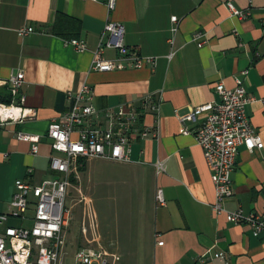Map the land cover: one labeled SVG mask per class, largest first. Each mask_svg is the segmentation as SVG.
Listing matches in <instances>:
<instances>
[{
  "label": "crops",
  "instance_id": "0c3cea01",
  "mask_svg": "<svg viewBox=\"0 0 264 264\" xmlns=\"http://www.w3.org/2000/svg\"><path fill=\"white\" fill-rule=\"evenodd\" d=\"M228 4L247 17H234ZM109 21L124 27L127 48L153 63L93 71L94 52L109 39L104 32ZM23 28L33 32L20 37ZM196 34L202 38L195 41ZM70 40L85 42L87 50L75 52L65 44ZM105 57L113 60L117 54L107 50ZM19 72L25 74L19 97H25L24 109L34 110L35 117L0 127V214L10 213L18 180L39 185L53 176L49 166L55 154L46 136L69 110L68 93L89 86L90 104L98 110L150 96L159 103V113L146 114L142 124L157 127L158 138L133 141L128 162L79 161L89 193L101 185L133 186L140 208L133 222L118 228L98 224L97 232L83 240L98 236L97 246L119 258L108 257L109 264H264V234L255 237L250 226L229 223L212 211L215 190L202 150L193 136L182 134L178 119L191 108L219 102V82L233 89L242 79L253 99L251 124L264 144V0H117L113 12L107 0H0V103H13L6 82ZM19 132L40 137L37 154L33 144L17 140ZM97 162L114 169L100 182L92 171ZM232 184L234 196L224 209L257 214L264 221V148H239ZM213 253L224 259H214ZM67 256L66 244L61 264H67Z\"/></svg>",
  "mask_w": 264,
  "mask_h": 264
},
{
  "label": "built area",
  "instance_id": "2783aa9c",
  "mask_svg": "<svg viewBox=\"0 0 264 264\" xmlns=\"http://www.w3.org/2000/svg\"><path fill=\"white\" fill-rule=\"evenodd\" d=\"M116 6L117 0H107L110 12L115 11ZM228 8L234 17H247L245 12L237 10L232 4H228ZM172 21L177 23V18L173 17ZM32 32V28H23L18 35L24 37ZM104 32L109 39L101 41L94 52L93 71L141 69L153 63L152 59H143L136 51L124 45V27L120 23L109 21ZM173 32H176V28ZM201 38V34H196L194 39L197 41ZM205 43L206 40L198 43V46ZM65 44L77 53L87 50L85 42L80 40L66 41ZM107 50L115 51L117 57L107 59ZM24 81L25 74L19 72L11 74L6 82L14 101L10 105L0 103V127L22 123L35 117L34 110L24 109L25 97H19ZM215 93L219 102L191 108L187 114L178 117L182 124V134L193 136L202 150L215 190L212 211L216 215L224 214L229 223L250 226L253 235L257 237L264 234L261 216L246 215L242 211L227 212L223 207L234 196L232 174L236 168L239 148L245 146L249 152L264 148L248 113V106L253 99L248 97L242 79H236L233 89H228L223 82H219ZM67 99L70 102L69 110L61 116L60 121L49 126L46 136L55 154L50 158L49 166L53 176L39 185L18 180L15 183L16 192L10 205V213L0 214V264H61L70 222L66 202L73 187L72 180L79 178V161L128 162L133 141L137 138H158L157 127L150 128L142 124V118L146 114L157 116L159 113V103L153 102L150 96L141 98L137 103L122 104L115 109L98 110L90 104L91 89L83 86L78 92L68 93ZM190 124L194 125V129ZM16 138L33 144L32 152L37 154L40 137L19 132ZM158 170L162 171V167L159 166ZM28 173L31 174L32 170H28ZM157 199L163 204L161 191L158 192ZM84 202L86 210L81 231L84 238H87L90 232H97L98 222L90 202ZM10 219H17L21 224L8 225ZM27 222L31 223L30 227L25 226ZM17 236H24V243H17ZM97 237H93L91 241L86 239L91 248L82 247L77 250L76 264H109L108 257L118 261L117 255L110 254L101 246L92 247ZM158 245L162 246L163 242ZM212 257L224 259L221 253H213Z\"/></svg>",
  "mask_w": 264,
  "mask_h": 264
},
{
  "label": "rangeland",
  "instance_id": "374dc122",
  "mask_svg": "<svg viewBox=\"0 0 264 264\" xmlns=\"http://www.w3.org/2000/svg\"><path fill=\"white\" fill-rule=\"evenodd\" d=\"M92 171H95L94 174L97 176L96 182H100L114 169L109 164L97 162L93 163ZM137 191V188L133 186L108 189L101 185L91 194L87 190V175L79 171V178L74 180L66 202V206L70 211V222L67 229V264H74L75 252L82 247L81 244H84V247L91 248V245L83 240L84 237L81 231L86 210L84 202L87 200L86 198L93 200L90 202V206L97 215L99 226L100 224L101 226L111 224L112 227L118 228L133 222L132 220L140 208V194ZM92 247L97 248V244L94 243Z\"/></svg>",
  "mask_w": 264,
  "mask_h": 264
},
{
  "label": "bare ground",
  "instance_id": "6f19581e",
  "mask_svg": "<svg viewBox=\"0 0 264 264\" xmlns=\"http://www.w3.org/2000/svg\"><path fill=\"white\" fill-rule=\"evenodd\" d=\"M17 243H24V236H17Z\"/></svg>",
  "mask_w": 264,
  "mask_h": 264
},
{
  "label": "trees",
  "instance_id": "16d2710c",
  "mask_svg": "<svg viewBox=\"0 0 264 264\" xmlns=\"http://www.w3.org/2000/svg\"><path fill=\"white\" fill-rule=\"evenodd\" d=\"M80 171L82 172V171H83V168H82V169H80ZM73 182H74V180H73Z\"/></svg>",
  "mask_w": 264,
  "mask_h": 264
}]
</instances>
